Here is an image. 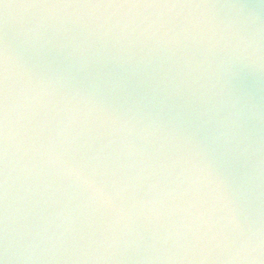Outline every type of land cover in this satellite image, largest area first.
<instances>
[{"label":"clouds","instance_id":"clouds-1","mask_svg":"<svg viewBox=\"0 0 264 264\" xmlns=\"http://www.w3.org/2000/svg\"><path fill=\"white\" fill-rule=\"evenodd\" d=\"M5 7L0 38V264L62 251L78 253L67 259L94 262L264 264V221L241 217L228 183L210 164L204 175L190 155L166 151L165 143L157 146L151 139L159 132L161 141L179 136L198 144L186 130L187 121L230 153L255 151L241 113L221 114L210 72L214 63L238 61L259 48L255 32L239 21L219 19L214 10L264 8V0L253 6L46 2L17 8L35 10V23L25 31L30 46L56 47L82 69L93 62L127 66L146 76L161 105L181 101L167 123L158 113L144 114L139 107L119 111L79 91L65 94L56 108L49 97L51 80L31 68L18 72L15 39L7 28L12 8ZM247 16L250 24L255 16L251 11ZM76 29L79 39L72 34ZM49 30L62 34L64 41L53 40ZM137 46L147 49L139 58L113 52ZM75 97L90 105L86 113L69 107ZM93 112L130 135L118 143L112 138L99 142L101 137L87 128ZM78 118L85 129L70 134ZM137 125L135 136L144 143L131 136ZM52 166L72 177L74 192L87 193L84 212L77 206L74 216L67 205L52 206L55 192L41 182ZM21 173L27 211L18 228L12 190Z\"/></svg>","mask_w":264,"mask_h":264},{"label":"water","instance_id":"water-1","mask_svg":"<svg viewBox=\"0 0 264 264\" xmlns=\"http://www.w3.org/2000/svg\"><path fill=\"white\" fill-rule=\"evenodd\" d=\"M37 0H0V38L5 32L6 5L9 6L8 32L15 39V55L19 62L18 72L23 75L25 68H31L38 77L51 80L49 84V97L51 104L60 108L63 104V97H69L79 91L83 94L91 95L94 101H98L109 107L123 111L126 109L139 107L142 113L149 112L159 114V118L166 123L174 114L176 107L181 101H169L161 105L159 97L153 98L149 82L145 75L140 72L132 73L127 66L105 62L91 63L87 68H80L66 52L58 50L56 47L40 49L30 46L25 42V31L31 27L36 20L35 10L17 9L20 6L35 3ZM48 2H96V0H48ZM150 2H180V3H208L216 5H259L262 0H150ZM221 20H235L241 22L248 30L255 32L259 38L258 51L250 57L238 61L229 62L224 60L221 63H214L210 72L212 93L221 102V114L228 115L239 111L246 129L251 132L252 147L255 150L251 154L245 153L237 155L227 151L221 144L213 142L210 138H205L203 132L195 129V125L185 127L188 132L195 135L198 144L185 141L179 136L171 137L166 141H161L160 133L156 132L151 139L157 146L163 142L166 151L175 153L179 149L180 153L190 155L199 165L202 174L206 175L205 165L210 164L226 180L233 198L239 205L241 217L251 215L264 221V8L244 9L217 7L214 10ZM251 11L255 19L248 23V12ZM206 18V17H205ZM76 29L72 34L78 35ZM47 35L58 42L64 41V36L55 30H49ZM147 51L146 48L137 46L127 52L113 49L117 55L135 56L139 58ZM80 97H75L69 107L75 106V110L86 113L90 105L77 101ZM151 101V102H149ZM51 106V105H50ZM55 123V122H54ZM175 123V121H173ZM87 128L92 130V134L99 135L104 142L109 138L117 143L122 136L130 135L127 131H120L117 125L103 119L99 112H93L88 117ZM140 125L131 134L137 143H144L135 132L139 131ZM85 129L82 119L78 118L73 122L70 134ZM79 156V153H77ZM49 184V193L55 192L53 200L50 201L53 207H64L67 205L73 208V215L84 212L83 204L87 200V193L73 191L72 177L56 170L52 166L51 173L45 172L41 181ZM25 179L21 173L16 180L13 191L14 204L17 215V227H22L27 211V195L25 192ZM142 191V190H141ZM0 212H2V202H0ZM83 219V215L79 217ZM22 257L23 253H19ZM73 252H37L40 259L25 261L18 259L12 264H160V262H149L140 259H125L119 262H94L76 259H67L68 256H75ZM65 258H50V257Z\"/></svg>","mask_w":264,"mask_h":264},{"label":"snow or ice","instance_id":"snow-or-ice-1","mask_svg":"<svg viewBox=\"0 0 264 264\" xmlns=\"http://www.w3.org/2000/svg\"><path fill=\"white\" fill-rule=\"evenodd\" d=\"M48 0H37L35 3H46ZM150 2V0H96V2H85V3H101V4H114V3H141ZM57 3H74V2H57Z\"/></svg>","mask_w":264,"mask_h":264}]
</instances>
